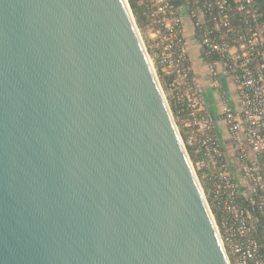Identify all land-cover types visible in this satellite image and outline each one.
Here are the masks:
<instances>
[{"label":"water","instance_id":"water-1","mask_svg":"<svg viewBox=\"0 0 264 264\" xmlns=\"http://www.w3.org/2000/svg\"><path fill=\"white\" fill-rule=\"evenodd\" d=\"M0 264H230L128 0H0Z\"/></svg>","mask_w":264,"mask_h":264},{"label":"built area","instance_id":"built-area-1","mask_svg":"<svg viewBox=\"0 0 264 264\" xmlns=\"http://www.w3.org/2000/svg\"><path fill=\"white\" fill-rule=\"evenodd\" d=\"M136 3L229 263L264 264V0Z\"/></svg>","mask_w":264,"mask_h":264},{"label":"trees","instance_id":"trees-1","mask_svg":"<svg viewBox=\"0 0 264 264\" xmlns=\"http://www.w3.org/2000/svg\"><path fill=\"white\" fill-rule=\"evenodd\" d=\"M128 4L130 6V9L134 15V18L136 20V22H141V16H140V9L136 3V0H128ZM213 213L216 214V211L213 210Z\"/></svg>","mask_w":264,"mask_h":264},{"label":"rangeland","instance_id":"rangeland-1","mask_svg":"<svg viewBox=\"0 0 264 264\" xmlns=\"http://www.w3.org/2000/svg\"><path fill=\"white\" fill-rule=\"evenodd\" d=\"M133 14V13H132ZM133 18H134V15H133ZM134 21H135V24H136V27H137V30H138V32L140 33V36L144 39V40H146V32H145V27H144V25L141 23V22H136V20H135V18H134ZM149 53V52H148ZM156 68V67H155ZM157 70V69H156ZM157 73V72H156ZM159 82H160V86H161V89H162V91H163V93L165 94V96L167 95V92H166V90L164 89V83L162 82V81H160L159 80ZM166 98H167V96H166ZM168 99V98H167Z\"/></svg>","mask_w":264,"mask_h":264},{"label":"crops","instance_id":"crops-1","mask_svg":"<svg viewBox=\"0 0 264 264\" xmlns=\"http://www.w3.org/2000/svg\"><path fill=\"white\" fill-rule=\"evenodd\" d=\"M193 59L196 60V55L193 57ZM209 101H211L213 103V106L216 105V101H214L211 97H209ZM212 116L214 118H217V112H216V109L213 108V111H212Z\"/></svg>","mask_w":264,"mask_h":264}]
</instances>
